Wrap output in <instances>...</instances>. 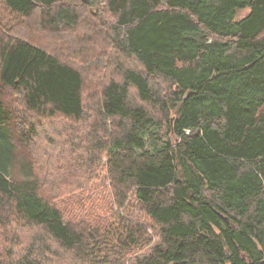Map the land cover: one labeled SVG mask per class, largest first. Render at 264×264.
Masks as SVG:
<instances>
[{"label": "trees", "instance_id": "obj_1", "mask_svg": "<svg viewBox=\"0 0 264 264\" xmlns=\"http://www.w3.org/2000/svg\"><path fill=\"white\" fill-rule=\"evenodd\" d=\"M93 8L113 19L118 78L90 104L82 71L33 36ZM43 121L48 157L66 133L97 171L64 186L91 193L76 220L29 150ZM3 244L0 264H264V0H0Z\"/></svg>", "mask_w": 264, "mask_h": 264}, {"label": "rangeland", "instance_id": "obj_2", "mask_svg": "<svg viewBox=\"0 0 264 264\" xmlns=\"http://www.w3.org/2000/svg\"><path fill=\"white\" fill-rule=\"evenodd\" d=\"M1 12H4L3 9ZM5 13L7 19L14 17L7 10H5ZM247 13H249V10L244 11L242 15H246ZM40 18V13H36L34 19L29 22L31 28L22 29L24 34L32 36V32L35 28L34 24H38ZM32 21H34V23ZM111 21H113L111 17H103L100 14L98 15L96 8L86 9L81 13L80 24L78 27L73 29L64 28L61 30L46 29L39 33L36 32L33 36V38L40 41L43 46H47L50 51L74 64L82 71L85 80L84 94L87 103L90 104H94V102L98 101L101 89H103L110 80L118 78L115 72L118 53L109 38L106 36L109 32L107 25H111ZM91 24L93 25L89 26ZM78 49L79 52L76 53V50ZM89 57L92 59L86 61V58ZM161 85L162 84H160V86ZM14 95L6 91L3 96L8 102H13L18 106L22 105L21 97L17 94ZM34 121L37 122L38 120L34 118ZM43 122L45 126H38L40 129L39 138L33 146H29V148H31L29 150L31 151L34 160L38 162V170L41 173L43 180L45 179L44 181L46 183L50 181L47 189L52 190L50 197L53 198V202H55L63 211L67 221L76 220L78 217L86 214V210H84L85 207L82 206V203L91 193L74 190L70 192L71 195H66L67 190L64 186L67 185V182L73 180L72 178L74 177L85 174L95 176L97 171L95 168H93L92 171H89L84 167L81 168V166L76 165L75 160L77 159V156L70 151L73 150V144L68 143L70 138L66 133H64L61 138L57 137L58 140H67L65 145H62L59 148L55 156L48 157L47 150L50 146L46 141L47 133L45 130L50 126L51 122ZM64 123L67 126L70 125L66 121H64ZM18 124L20 125V123ZM164 132H166V129ZM49 134L51 135V132H49ZM173 139L174 137H171V140ZM14 140L17 143L20 142L17 134H15ZM20 153L23 155L27 154L23 148H21ZM102 161L105 163V156L102 157ZM101 169L98 173L104 174L103 167H101ZM133 209H136V207L133 206ZM141 215L144 214H137L136 216L141 217ZM4 245L6 244L0 246Z\"/></svg>", "mask_w": 264, "mask_h": 264}]
</instances>
